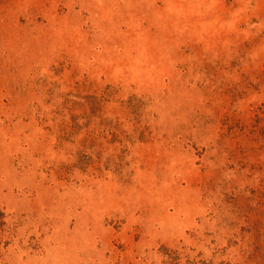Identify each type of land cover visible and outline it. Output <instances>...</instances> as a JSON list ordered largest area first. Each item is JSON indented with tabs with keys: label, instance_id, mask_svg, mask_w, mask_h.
Instances as JSON below:
<instances>
[{
	"label": "rangeland",
	"instance_id": "rangeland-1",
	"mask_svg": "<svg viewBox=\"0 0 264 264\" xmlns=\"http://www.w3.org/2000/svg\"><path fill=\"white\" fill-rule=\"evenodd\" d=\"M0 264H264V0H0Z\"/></svg>",
	"mask_w": 264,
	"mask_h": 264
}]
</instances>
